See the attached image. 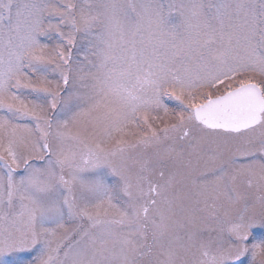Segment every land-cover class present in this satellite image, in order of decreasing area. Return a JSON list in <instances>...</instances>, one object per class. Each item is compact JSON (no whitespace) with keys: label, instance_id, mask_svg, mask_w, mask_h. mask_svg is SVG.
Here are the masks:
<instances>
[{"label":"snow or ice","instance_id":"6c2138e0","mask_svg":"<svg viewBox=\"0 0 264 264\" xmlns=\"http://www.w3.org/2000/svg\"><path fill=\"white\" fill-rule=\"evenodd\" d=\"M0 264H264V0H0Z\"/></svg>","mask_w":264,"mask_h":264}]
</instances>
